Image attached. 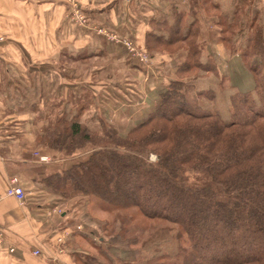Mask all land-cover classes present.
<instances>
[{"label":"trees","instance_id":"1","mask_svg":"<svg viewBox=\"0 0 264 264\" xmlns=\"http://www.w3.org/2000/svg\"><path fill=\"white\" fill-rule=\"evenodd\" d=\"M200 4L203 18L174 3L171 15L149 21L146 51L177 50L184 60L144 122L124 135L97 115L85 121L86 109L77 113L68 104L67 114L37 137L65 157L87 155L43 180L59 200L88 207L96 198L122 214L136 208L150 222L166 224L142 242L129 236L128 218L120 214L109 239L92 242L97 254L77 252L75 264H264V9L252 16L251 0ZM211 19L230 57L240 58L251 74L249 91L221 76L220 58L201 46L202 25ZM203 99L214 110L204 109ZM95 119L96 130L87 124ZM190 172L206 180L190 184ZM99 223L108 231L107 222ZM166 245L175 252L163 251ZM134 246L133 261H118L109 251Z\"/></svg>","mask_w":264,"mask_h":264},{"label":"crops","instance_id":"2","mask_svg":"<svg viewBox=\"0 0 264 264\" xmlns=\"http://www.w3.org/2000/svg\"><path fill=\"white\" fill-rule=\"evenodd\" d=\"M69 1L0 0V196L13 178L27 192L25 202L7 197L0 201V224L6 237V244L0 246V264H51L63 231L79 224L78 212L84 203L75 207L76 203L61 201L43 184L45 178L69 170L74 157H58L57 152L50 154L51 161L41 162L35 155V133L48 123L46 116L67 114L75 93L82 99L84 94L74 91L75 84L87 89L91 82L101 84L102 100L105 90L126 91L132 102L144 99L142 92L153 97L165 90L168 63L153 62L150 68L139 65L123 47L107 43L92 28L111 29L142 44L150 32L149 21L171 15L174 3L204 16L201 0H73L88 20L87 28H79L68 21ZM210 33L211 29L204 49L213 47ZM90 61L104 65L95 69ZM77 70L86 72L80 76ZM89 70L96 80L87 75ZM105 72L109 79H99ZM113 95L123 101L118 93ZM153 105L145 98L140 108L129 105L131 111L117 110V105L111 109L115 115L125 111L147 116ZM56 206L62 215L52 214ZM75 236L66 241L68 255L61 258V264H74V254L80 252L82 241ZM37 249L41 257L33 256Z\"/></svg>","mask_w":264,"mask_h":264},{"label":"rangeland","instance_id":"3","mask_svg":"<svg viewBox=\"0 0 264 264\" xmlns=\"http://www.w3.org/2000/svg\"><path fill=\"white\" fill-rule=\"evenodd\" d=\"M250 1V0H249ZM251 4H252V8H251V13L252 16H255L257 14H261L263 13V7H264V0H251ZM204 15V12L203 14ZM211 16L213 17H218L219 14L214 11L211 13ZM216 19V18H214ZM214 19L205 21L202 25V32H201V38H200V42H201V46L204 48L205 47V40H206V34L208 35V31L209 29H211L212 31V46L213 47H206V49H204L205 51L209 52V54L212 55H217L220 58V65L218 67V72L221 76H227L230 78L231 82L234 85H237L240 90L242 92H247L249 91L253 86V79L251 74L244 68V66L242 65V62L240 61V58L238 57H230V53L227 49L226 46V42L223 40L222 38V33L219 31L221 27H219L217 25V23L215 21H213ZM70 22V20H68ZM88 22V20H87ZM71 23V22H70ZM73 25V24H72ZM74 27H76L74 25ZM206 27V28H205ZM103 28V27H101ZM107 29V28H106ZM206 29V32L204 34V30ZM111 32L116 33L115 31L111 30V29H107ZM117 34V33H116ZM121 38H126L127 36H123L118 34ZM99 37V36H98ZM99 38H103L99 37ZM129 38V37H128ZM225 38L229 39V35L226 33ZM131 39V38H130ZM145 39V37H144ZM144 39H143V43L139 44L137 43L135 40H133L136 43V46L139 48L140 52H142L144 54V56L147 57V62L143 63L140 62L137 58H133L125 49V52L128 55V58H130V60L138 63L139 65H142L144 67H151L153 62H158L160 64H166L168 63V66L166 67V74L169 75L170 77H168V79L173 78L174 76V70L175 67L177 65H179L183 60H184V54L181 51H177V50H172V51H166V50H157L156 54L154 56H152V54L148 53L145 49L144 45ZM103 40H105L107 43H110L112 45L120 46L117 45L115 43H112L110 41H108L107 39L103 38ZM132 40V39H131ZM204 40V44H202ZM122 47V46H121ZM167 53V54H166ZM259 62V61H258ZM89 63H91L92 65H96V68H100L103 67V64H99L96 61H90ZM170 65V66H169ZM99 66V67H98ZM170 67V68H169ZM79 71V70H77ZM86 72V71H84ZM82 71H79L80 76H82V74L84 75L85 73ZM92 71L89 70L87 75L90 77V79L92 78ZM108 72H105L103 75V78L99 77V79H109L108 78ZM93 80H96L97 78H92ZM120 79V78H119ZM210 81L212 82H216V78L215 75L210 77ZM168 83V81H167ZM77 89L75 88L74 91H77L78 89L81 90L83 97L82 99L78 98L81 97V95H76L74 96V100H73V109L75 112L79 113V111L81 110V108H85L86 111L83 113L82 115V119L88 120L91 118H96V115L103 119L106 120V122L115 127L116 129H118L119 131H121L124 135L125 133L128 132V130L131 127H135L136 125L144 122L146 120L147 116H141L139 115V113H136V115L129 114L130 112H121L120 114H114L113 110L111 109L113 107V105H117V110H120L121 107H125L127 109H130L129 111H131L132 109L135 108H140L143 104V100L146 98L147 101H156L158 96H152V94L150 92H142L140 93V95H144V99L138 101H131V98H126L127 94L126 91L125 92H118L116 90L113 91H108L105 90V98L102 100L101 99V92L102 90V86L101 84H96V83H89L88 85V89L87 86L82 88L81 85L79 84H75ZM85 85V84H84ZM99 86V87H98ZM115 85H113L114 87ZM121 87L123 85H120ZM87 90V92H86ZM101 90V91H100ZM100 91V92H98ZM165 91V90H164ZM113 92L118 93L123 101L118 102V100H116L114 98ZM100 93V94H99ZM129 93V92H128ZM149 93L151 95H149ZM149 95V97L147 96ZM147 96V97H146ZM129 97V96H128ZM110 98H112L113 100H111ZM124 102V103H123ZM112 104V106L110 105ZM129 105L132 106V109L129 107ZM201 105L204 109H211L214 110V104L212 102H210L209 100L203 99L201 100ZM120 106V107H119ZM151 107H149V110ZM220 111L225 113V109L220 106L219 107ZM133 112H136L135 110ZM61 113V112H59ZM62 115V114H61ZM61 115H53V116H46V119L48 120L47 124H43L42 128L40 131H38L37 133H35V147H36V156L37 158L39 157H46L51 161L52 158L50 156V154H56L57 151H54L53 149L49 148L48 146H46L45 144L41 145L39 144L37 137L40 135L41 131L45 128H50L53 127L56 123V119H59V117ZM94 116V117H92ZM69 118V117H68ZM50 120V121H49ZM90 128L96 130L95 128L98 127V120L95 119L93 121H89V123H87ZM39 151V152H38ZM61 156H65V155H58V157ZM87 158V155L85 154L84 150L83 151H79L77 152V154H75L74 157V164L76 162L83 161ZM150 160L152 162H155L157 160L156 155L152 154L151 157H149ZM46 161V162H48ZM74 164L71 166V168L74 166ZM70 168V169H71ZM190 184H197L200 182H204L206 180V177L203 174L200 173H191L187 175ZM84 203V206L86 205L85 202H82L81 204ZM74 204V203H73ZM79 203L75 204V207H78ZM83 206V207H84ZM59 208H61L60 206H58ZM81 208L80 211L78 212L79 214V219H78V223L75 226H81L83 228V231L80 232V235L77 233H73L72 237L75 236V238L78 241H82L81 242V248L79 247L77 251H80L81 253H89V254H97V251L93 245L96 244L98 246L101 245L100 242H102V239L104 238L105 240L109 239V232L113 229V227L120 225L119 220H118V216L120 214H122L121 212H118L117 210H112L111 207L103 202H101L100 200L96 199V198H92L88 204V207ZM111 209V210H110ZM63 211V210H62ZM63 213V212H62ZM61 214H57V215H62ZM123 216H127L128 221L125 224L126 228L129 230V236L130 237H137L140 239V241H144L147 238H149V236L158 228L160 227H164L166 224L163 222H158V221H151L148 220L147 218L144 217V215L138 211L136 208H132L129 209L127 211H123ZM100 221L103 222H107V226L109 229H107L108 231H104L102 229H100ZM164 225V226H163ZM75 226H73L74 229ZM70 229V228H69ZM65 229L63 231V233L61 234L62 236L65 235L66 231H70V230ZM110 230V231H109ZM81 234H86V235H81ZM61 236V237H62ZM59 237V239L61 238ZM71 238V237H70ZM69 237L66 238V240H64L63 244L61 245V243L59 242V239L54 247V252L52 254V256H58L61 260V258L63 256L68 255V249L66 247V241L68 239H70ZM82 238V240H80ZM93 242V243H92ZM174 247V248H173ZM139 248V246H134L131 250H125L123 248L120 247H113L111 249H109V251L111 252L112 256L115 257L118 261H125V260H130L133 261L135 259V251ZM81 249V250H80ZM162 250H167V253H174L175 251V246L174 245H166L165 247H162ZM77 253V252H75ZM152 256H155L156 254H154V252L151 253ZM159 255V254H158ZM74 258V257H73ZM53 264V263H51ZM74 264H75V258H74Z\"/></svg>","mask_w":264,"mask_h":264},{"label":"built area","instance_id":"4","mask_svg":"<svg viewBox=\"0 0 264 264\" xmlns=\"http://www.w3.org/2000/svg\"><path fill=\"white\" fill-rule=\"evenodd\" d=\"M69 2L72 8L68 14V19L70 20V22L76 27L87 28L88 22L86 15L73 0H70ZM92 30H94L97 36L99 37L103 36V38L107 39L108 41L122 46L133 58H137L140 62L143 63L147 62L146 61L147 57L144 56L142 52H140L139 48L136 46V43L130 38L128 37L121 38L118 34L101 27H94L92 28ZM1 42H3L2 38H0V43ZM40 160L41 162H46L49 159L46 157H40ZM4 197L14 198L22 203L25 202L27 198V192L23 189V187L20 186L18 180L16 178H13L9 182V186L5 192V195L0 196V201ZM62 212H63L62 209L56 206L54 207L52 214H61ZM69 230L70 231H66L65 235L59 239L61 245L63 244L64 240H66V238L72 237L73 233H78L83 231V228L81 226H75L74 229H69ZM4 244H6L5 231L0 224V246H3ZM14 251L15 250L13 248L10 249V253H14ZM32 254L35 257H41L43 255L42 251L39 249L35 250ZM50 260L53 264H61L60 258L58 256H51Z\"/></svg>","mask_w":264,"mask_h":264}]
</instances>
